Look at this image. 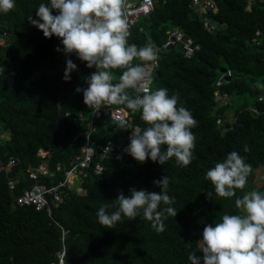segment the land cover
I'll list each match as a JSON object with an SVG mask.
<instances>
[{"label":"trees","instance_id":"1","mask_svg":"<svg viewBox=\"0 0 264 264\" xmlns=\"http://www.w3.org/2000/svg\"><path fill=\"white\" fill-rule=\"evenodd\" d=\"M214 1L218 11L207 13L226 25L223 29L213 28L206 13L193 18V0H159L128 38V43L138 48L149 42L161 48L168 32L178 28L200 46L191 59L176 48L162 50L161 75L155 76L153 86L154 91L168 89L170 96L179 94L178 107L187 108L198 122L192 129L196 142L191 164L177 166L174 158L163 166L151 160L140 164L127 154L119 160L97 155L96 162L101 161L104 167L102 175L91 172L77 178V190L69 184L54 210V219L47 211L18 205L15 195L33 187L27 171L44 163L55 176L42 178L43 183L51 186L65 180L64 171L56 170L69 169L81 154L86 142L84 122L91 114L83 94L75 89L87 87L85 78L95 68H87L73 55L70 58L78 71L71 74V82L64 81L66 57L56 51L63 46L56 37L45 38L28 21L29 15L37 18L39 5L48 0H15L10 12L0 14V39L6 34L0 45L4 69L0 76V264H50L63 249L64 233L67 264H190V254L203 255L201 239L206 224H214L224 214H239L235 199L246 192H264L263 187L252 185L258 168L264 166V102H259L264 95V0H254L250 7L249 0ZM257 31L263 33L261 46L253 42ZM132 63L142 62L137 59ZM225 68L233 73L232 81L224 86L231 104L218 108L216 84ZM123 70H113V83L119 82ZM127 91L136 95L134 90ZM249 108H257L260 114ZM227 112L236 120L232 130L228 123H217L220 116L228 121ZM134 118L142 131L148 127L141 112ZM95 126V145L129 138V129L114 122L100 119ZM41 150L50 156H39ZM232 151L245 158L252 173L236 197H218L205 179L206 173ZM13 159L16 166L7 174L3 166ZM163 176L169 179L168 192L176 199L173 206L178 213L164 220L163 232H156L142 213L134 220L122 217L111 228L98 222V209L104 206L114 212L121 191L126 197L131 188L160 192L153 181ZM9 178L16 182L14 189Z\"/></svg>","mask_w":264,"mask_h":264},{"label":"clouds","instance_id":"2","mask_svg":"<svg viewBox=\"0 0 264 264\" xmlns=\"http://www.w3.org/2000/svg\"><path fill=\"white\" fill-rule=\"evenodd\" d=\"M14 7L15 0H0V14H7ZM123 7L124 0H48L39 5L37 18L29 15L28 21L45 38L56 37L63 46L56 51L66 57L65 82H71V74L78 71L70 58L73 55L87 68H95L85 78L87 87L75 89L83 94L85 105L94 109L103 104L124 105L132 112H141L148 127L132 130L125 154L140 164L151 160L163 166L174 158L177 166L187 167L193 160L196 136L192 129L198 122L187 108L178 107L179 94L170 96L166 88L150 91L144 87L146 62L155 61L156 54L151 45L138 48L128 43ZM137 59L142 63L134 65L132 62ZM116 69L124 70L119 82L113 83ZM128 89L137 94L130 96ZM141 91L143 95L139 94ZM251 173L252 167L245 158L232 151L207 171L205 179L211 182L218 197L233 198L237 190L246 187ZM153 183L160 192L131 188L126 197L121 191L114 212L109 213L104 206L98 209V222L111 228L122 217L134 220L142 213L156 232H163L164 220L178 214L173 206L176 199L169 195L167 176ZM235 206L239 214H224L214 224L204 226L203 255L198 258L195 252L190 254V264H264V192L248 191L235 199Z\"/></svg>","mask_w":264,"mask_h":264},{"label":"built area","instance_id":"3","mask_svg":"<svg viewBox=\"0 0 264 264\" xmlns=\"http://www.w3.org/2000/svg\"><path fill=\"white\" fill-rule=\"evenodd\" d=\"M158 0H124L123 11L128 24L129 37L131 36L133 28L137 25L141 17L150 14L154 5ZM254 0H249V7ZM193 6H196L201 12L203 8L207 10H212L214 12L218 11V6L214 0H193ZM206 28H209V23L205 22ZM263 33L261 31L256 32V36L253 38V42L256 46L262 45L261 37ZM6 34L0 39V45L4 44ZM178 44H182L185 57L191 59L195 56L200 47L195 43V41L189 37L186 38L183 32L176 29L169 33L166 43L161 48H152L156 54L155 61L148 62V67L146 68V76L144 80V87L151 91L154 75L159 68V54L162 50L176 47ZM4 69L0 66V76L3 74ZM90 77V76H89ZM233 77V73L227 70L226 73H222L217 80V90L215 92V101L218 104V108L228 107L231 104V97L229 93L224 91V86L230 83ZM134 90V89H130ZM143 95V91L139 93ZM259 102H264V95L259 98ZM90 110V117L85 119L87 121L86 130L84 135L86 137V142L82 147L81 154L78 155L72 166L69 169H62L58 167L56 171H64L65 180L60 181L58 184L48 186L46 183L41 181L45 177H54L55 172L52 171L48 164L44 163L37 169H29L27 171V176L29 179L34 181V185L31 189L25 190L21 195L16 196V203L20 206L34 207L37 211H47L49 216L53 218V213L56 208L60 205L63 200L64 189L71 183L72 179L79 177H87L90 172H94L97 175H101L104 167L101 162H96V157L99 152H101L102 159L108 157H114L116 160L121 159L124 149L126 148L125 141H110L106 144L95 145L92 143V136L95 132V124L100 120H108L114 122L118 125L128 127L132 133L134 128H141L134 124V115L140 111L132 112L131 110H126L124 108L117 107L116 105L103 104L99 108L94 109L87 106ZM249 111L259 115L260 111L257 108H249ZM226 115H230L227 112ZM83 117V115H81ZM84 120V118H82ZM236 120L230 115L228 121L222 116L219 117L217 123L219 126L226 125L228 123V129L232 130L234 128ZM39 156L47 158L50 153L45 150L39 152ZM16 166V161L13 159L7 165L3 166L4 171L10 174L14 167ZM15 180L9 178V186L11 189L15 187ZM13 193V191L11 192ZM63 249L58 253L57 259L50 264H67L66 263V246H65V233L62 237Z\"/></svg>","mask_w":264,"mask_h":264},{"label":"bare ground","instance_id":"4","mask_svg":"<svg viewBox=\"0 0 264 264\" xmlns=\"http://www.w3.org/2000/svg\"><path fill=\"white\" fill-rule=\"evenodd\" d=\"M134 1H139V0H134ZM158 1H159V0H158ZM158 1H157V2H158ZM157 2H156V3H157ZM156 3H155V4H156ZM154 8H155V5H154ZM153 10H154V9H153ZM152 12H153V11H152ZM152 12H151V13H152ZM151 13H150V14H151ZM150 14H148V15H146V16H143V17H147V16H149ZM141 18H142V17H141ZM176 29H178V28H175V29H173V30H176ZM173 30H171V31H173ZM178 30H180V29H178ZM171 31L168 32V35H169V33H170ZM180 31H181V30H180ZM181 32H183V31H181ZM184 35H185V34H184ZM185 36H186V38L189 37V36H187V35H185ZM189 38H191V37H189ZM191 39H193V38H191ZM193 40H194V39H193ZM194 41H195V40H194ZM195 43H196V42H195ZM196 44L198 45V43H196ZM149 45L153 46L154 48H158V47H156L155 45H153V43H151V42L149 43ZM178 45H182V44H178ZM178 45H177V46H178ZM177 46H176V47H170V48H167V49H164V50L175 49V48L177 49ZM198 46H199V45H198ZM199 47H200V46H199ZM199 50H200V49H199ZM199 50H198V51H199ZM181 51H183V46H182V50H181ZM198 51H197V52H198ZM183 53H184V51H183ZM196 54H197V53H196ZM196 54H195V55H196ZM184 55H185V54H184ZM192 58H193V57H192ZM159 59H160V54H159ZM146 63L148 64V62H146ZM159 65H160V64H159ZM225 69H226V68H225ZM158 70H159V68L157 69V71H158ZM227 70H228V69H226V72H227ZM157 71H156V73H157ZM226 72H221V74H222V73H226ZM156 73H155V75H154V79H155V76L157 75ZM232 79H233V77H232ZM232 79L230 80V82L232 81ZM226 85H227V84H226ZM153 86H154V81H153V85H152L151 91H154V90H153ZM129 90H130V89H129ZM134 91H135V90H134ZM135 92H136V91H135ZM136 94H137V92H136ZM114 105H115V104H114ZM117 107H118V106H117ZM231 116L233 117V115H231ZM229 119H230V115H229ZM115 124H116V123H115ZM134 124H136L135 121H134ZM117 125H118V124H117ZM136 125H138V124H136ZM119 126H121V125H119ZM138 126L141 128L140 125H138ZM123 127H125V126H123ZM126 128H128V127H126ZM128 129H129V128H128ZM141 131H142V129H141ZM130 136H131V131L129 130V137H130ZM128 140H129V138H128V139L126 138V139L121 140V141H125L126 147L128 146ZM109 142H110V141H109ZM115 142H116V141H115ZM123 154H125V153H123ZM97 155H99L100 158L102 159V157H101V155H102L101 152H99ZM122 156H123V155H122ZM98 158H99V157H98ZM98 162H101V161H98ZM101 163H102V162H101ZM103 171H104V170H103ZM90 173H91V172H90ZM90 173H89V174H90ZM93 173H94V172H93ZM102 173H103V172H102ZM89 174H88V175H89ZM96 175H97V174H96ZM101 175H102V174H101Z\"/></svg>","mask_w":264,"mask_h":264},{"label":"rangeland","instance_id":"5","mask_svg":"<svg viewBox=\"0 0 264 264\" xmlns=\"http://www.w3.org/2000/svg\"><path fill=\"white\" fill-rule=\"evenodd\" d=\"M250 102V100H249ZM231 115H233L230 112ZM252 185H255L256 188L260 189V188H264V166H261L260 168H258L257 173H256V177L252 183ZM70 187H72V190H77V188L80 187V182L77 178L72 179L71 183H70Z\"/></svg>","mask_w":264,"mask_h":264},{"label":"water","instance_id":"6","mask_svg":"<svg viewBox=\"0 0 264 264\" xmlns=\"http://www.w3.org/2000/svg\"><path fill=\"white\" fill-rule=\"evenodd\" d=\"M132 1H134V0H132ZM203 12L206 13V16L210 20L211 24L213 25V28L223 29L224 27H226V25L223 26V25H220L219 23H217L215 19H211V16L207 13L208 12L207 9L204 8ZM196 15H197V12L194 11L192 14V17L194 18V17H196ZM177 50L181 51L182 45H178ZM221 72H226V69H222ZM156 74H157V76H160L161 75L160 70H158ZM84 126H87V121L84 122Z\"/></svg>","mask_w":264,"mask_h":264},{"label":"crops","instance_id":"7","mask_svg":"<svg viewBox=\"0 0 264 264\" xmlns=\"http://www.w3.org/2000/svg\"><path fill=\"white\" fill-rule=\"evenodd\" d=\"M192 6H193V5H192ZM193 7H195V11H196L197 13H199V14L204 13V12H203V9H204V8H203V9L201 10V12H200V11L198 10V8H196V6H193ZM149 43H150V42H149ZM120 108H121V107H120Z\"/></svg>","mask_w":264,"mask_h":264}]
</instances>
